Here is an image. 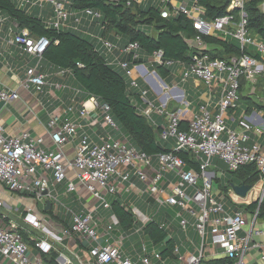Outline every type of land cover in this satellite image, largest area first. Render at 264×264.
<instances>
[{
  "label": "built area",
  "instance_id": "1",
  "mask_svg": "<svg viewBox=\"0 0 264 264\" xmlns=\"http://www.w3.org/2000/svg\"><path fill=\"white\" fill-rule=\"evenodd\" d=\"M16 1L20 7H39L40 13L44 4H49L52 14L44 18L45 26L55 30H79L82 18H88L90 23L100 19L98 13L89 9L72 13L69 0ZM144 1L128 0L127 6L139 5ZM155 1L166 5L170 2ZM246 2L231 0L228 14L211 22L202 19L204 11L197 6L196 0L193 4L191 0H183L172 9L173 14L182 13L192 21L197 36L189 40L188 45L195 53L187 64L165 60L161 50L154 51L150 60L155 66L174 67L171 76L181 83L195 78L206 87L208 98L204 102L199 101L188 118L184 115L187 111L185 107L188 106L185 92L174 81L172 85H167L155 71L150 72L143 67L144 70L140 72V65L131 69L128 63L119 64L129 78V88L138 90L140 102L135 101V105L140 114L155 128L159 141L171 144L169 152L157 155L155 164L150 156L131 146L128 138L121 134L107 104H99L94 96L78 103L76 98L81 94L79 90H72L73 95L63 114L76 111L84 125L69 119L59 124L60 116L51 113L48 123L50 131L45 136L32 137L27 132H20L13 137H4L0 124V256L3 260L8 264H44L43 256L54 250L55 244L60 242V235L78 237L95 264H154V260H161L160 254L155 252L135 260L122 258L124 237L117 236L110 242L103 239L105 235L100 233L99 226L104 221L95 216V207L84 206L74 211L61 200L68 199L70 194L81 195L84 192L92 197L94 203L108 211L110 204L107 198L123 193L138 198L146 195L158 210L178 209L175 219L179 228L186 234L188 226H191L199 239L197 255L187 264H203L208 238L210 246L221 249L230 264H247L245 257L250 251L252 236L262 234L254 229L257 211L249 216L236 209L228 212L224 204L225 195L220 196L212 178L206 176L214 160L224 164L230 172L252 164L259 173V182L264 186V146L259 142L248 145L251 134L258 137L263 135L264 121L255 126L245 114L235 116L242 82L255 89L259 80H262L260 89L264 92V64L243 52L245 48H251L259 56L264 55V42L249 35L246 29ZM233 10L239 12L237 24L230 16ZM169 14L166 9L161 11L163 18ZM71 18L74 19V27H69ZM7 22L6 17L0 16V27ZM218 35H229L236 39L241 54L227 60L211 58L210 45L202 37ZM99 41L107 53L113 52L114 46L109 41L102 37ZM10 43L18 45L24 55L38 60L25 70L20 88L27 91L34 87L38 94H42L48 87L46 93L49 99L59 100L56 91H60L63 86L49 83L48 76L38 70L48 41L45 38L33 39L27 30H22L14 34ZM138 50L137 43L129 42L122 52L131 55L132 61H135L139 59ZM135 71L149 89H140ZM64 73L60 71L58 75L62 78ZM150 91L156 95L154 101L148 97ZM213 97L217 101L214 109L209 110ZM18 99L17 93L0 88V101L6 104ZM169 103L176 105L174 111H167ZM155 116L161 117L163 122L157 123ZM181 123L185 124L183 128ZM228 123L236 125L238 131L229 128ZM84 127L93 131L95 137L79 135ZM99 130H102L101 134ZM46 138L51 147L43 149ZM67 146L73 147L74 154L70 158L65 151ZM180 151L189 153L199 163V169L187 170L186 162L177 155ZM168 174L172 175V180L164 178ZM131 178L142 187L131 182ZM161 183L164 185L160 186ZM12 196L16 197V202L9 203L8 198L11 200ZM240 199L234 194L230 201L232 204L239 201L247 205L252 203L247 198ZM262 199L261 194L254 202L260 204ZM48 203L50 208L44 211ZM19 205L25 207L20 208ZM128 209L140 229L152 219L134 207ZM57 217L68 219L69 225L57 223ZM117 226V219L111 215L106 230L111 232ZM249 226L250 230L246 232ZM243 232L245 236H240ZM23 234L29 236L31 245L25 242ZM55 261L57 264H71L68 260L62 263H58V259ZM255 262L264 264V252Z\"/></svg>",
  "mask_w": 264,
  "mask_h": 264
},
{
  "label": "trees",
  "instance_id": "2",
  "mask_svg": "<svg viewBox=\"0 0 264 264\" xmlns=\"http://www.w3.org/2000/svg\"><path fill=\"white\" fill-rule=\"evenodd\" d=\"M127 1L69 0V8L75 12L89 9L98 13L100 19L95 24L98 22L101 36L104 38L107 34L113 33L120 39L124 38L128 42L137 43L139 59L141 56L150 57L154 51L161 50L163 58L167 61L186 64L191 61L195 50L188 45V41L197 36V31L194 29L191 20L182 13L173 14L169 4L166 7L170 14L167 18H163L161 17V9L156 6L155 2L157 1L155 0H149V2L146 0L142 4L131 6H127ZM146 2L148 3L141 8ZM230 2L231 0H196L197 6L204 11L202 19L207 22L227 15ZM263 4L264 0H247L244 12L249 35L264 42V12L261 11ZM51 13L52 11L49 14ZM0 14L6 17L10 24L16 25L15 29L27 30L33 39L45 38L48 41L39 64L43 63V65H49L60 71L70 73L72 85L81 93L79 99L94 96L99 104H107L110 107L113 121L121 134L128 138L131 146L150 156L153 162H156V157L160 153L170 151L171 144L157 139L155 128L140 114L137 105H135V101L140 102L139 93L130 89L125 77L107 63L89 36L73 29L55 30L47 28L44 16L33 15L27 10V7H20L16 0H0ZM230 16L233 22L237 24L239 12L233 10L230 12ZM219 36L202 37L203 41L211 47L209 51L211 58L227 60L232 56L241 54L242 51L236 39L229 35L221 38ZM243 52L260 60L259 55L253 52L251 48H245ZM128 58L132 60L131 55ZM156 67L163 77L169 73L168 68L166 69L164 66ZM240 98L247 101L248 104L257 103L251 97L241 96ZM257 106L258 108L263 107L260 103ZM184 126L185 124L181 123V128ZM177 155L186 162L187 170L199 169V163L189 153L180 151ZM216 163L219 164V162ZM224 170L236 178V180H231L236 184L252 187L259 182V173L252 164L241 167L236 172H230L226 168ZM218 187L224 188V191L227 189L222 185ZM109 204L111 215L115 216L118 221V231L128 233L135 230V227L139 228L121 196L111 198ZM151 204L154 206L152 200ZM66 205L71 208L70 204ZM244 208L250 214L257 211L256 220L264 222V196L260 204L254 202ZM162 209H164V213H162ZM177 213L176 208H161L156 212V217L146 222L140 229L143 236L153 246H162L160 256L164 258L171 256L176 243L173 237H169L165 225H161L159 221L163 219L166 223L171 222L172 225L175 224L181 230L175 219ZM56 220L60 221L63 226L69 225L66 220L64 221L60 217H57ZM23 237L25 242L31 245L29 236L23 234ZM56 258L57 253L52 251L43 256V262L45 264H57ZM202 263L228 264L230 261L226 258H220L203 260Z\"/></svg>",
  "mask_w": 264,
  "mask_h": 264
},
{
  "label": "crops",
  "instance_id": "3",
  "mask_svg": "<svg viewBox=\"0 0 264 264\" xmlns=\"http://www.w3.org/2000/svg\"><path fill=\"white\" fill-rule=\"evenodd\" d=\"M182 1L183 0H173L171 4L169 3V5L173 9L176 8ZM193 3L194 0H191V4ZM143 7L144 6L142 5L141 8ZM37 9L38 8L36 6L35 7L31 6L30 8H27L29 12L35 11L39 13V15L43 13L41 15H43L45 18L50 17V15L52 14V13L49 14L50 11H52L51 6L49 4H47L46 8L43 7V11L41 13L39 12V9L38 10ZM164 9L167 10V7ZM0 16L2 15L0 14ZM70 22L71 23L69 27H74L72 18L70 19ZM95 23L96 22L90 23L88 18H82V23L78 31L86 36L89 35L92 37V39H94L93 42H95V46L97 50L105 57L107 63L112 68L114 69L116 68L115 70H117V68H120L119 64L124 62L128 63V66L131 69L140 65L141 68H139V71L144 70L143 67L150 72L155 71L157 76L167 85H172V82L174 81L173 83L177 84L185 92L186 95V101L188 103V106L185 107L187 111L184 112L186 118L190 117V112L194 111L193 108H195L198 105L199 101L201 102L206 101V98H208L207 97L208 91L206 87L199 80L195 78H191L186 83H181L179 79L172 78L171 75L173 72H169L166 74V77H163L162 75H160L157 67L151 62L150 57L141 56V58L135 60V62L129 60L128 58L129 55L122 52V49L129 43L124 38L120 39L118 36H115L113 33L107 34L106 37H104V39L106 41H109L114 46L113 52L107 53L106 50L103 48V44L99 41L100 37L102 36L99 30V26ZM67 29L72 30V28H67ZM21 31L22 30L15 29L9 22H7L3 27H0V88L5 89L8 92H15L19 95L18 100H14L6 103L0 111V124L3 128V136L13 137L18 135L20 132H27L32 137H39V136L43 137L50 131L48 123H49V114L51 113H55L56 115L60 116L59 124L62 123L65 119H69L74 123L78 121L82 125H84V122L78 119L76 111L68 115L63 114V110L67 107L73 95L72 90L75 89L74 86L72 85V76L67 71H65L64 76L61 78L58 75L60 73V70L53 68L49 65H43V63L39 65L38 70L48 76L47 81L49 83L63 86V88L60 91L58 92L56 91V95L59 98V100L57 101L49 99L46 93L49 90L48 87L45 88V93L42 94H38L35 91L34 87H30L27 91L20 88V83L24 79L25 70L28 67L33 66L38 61L33 57H28L24 55L21 52V49L18 47V45L10 43V41L14 37V34L20 33ZM220 37H222V35H220ZM259 57L261 62L264 64V55ZM135 75L137 76V82L140 89L141 90L147 89L148 86L142 80L140 74H138L135 71ZM127 79H128L127 83L129 85V78L127 77ZM261 82L262 80H259L256 87H254L255 89L247 85L245 82H242L240 97L241 96L251 97L252 100L257 103L248 104L247 101H243L240 98L241 101L239 102L238 109L235 112L236 117L242 113L245 114V116H247L255 126H259L261 122L264 121V92H262L260 89ZM181 86H183V88ZM75 90H79V89H75ZM135 91L138 92V90ZM155 96L156 95L151 93V91L148 94V97L153 101L156 99ZM82 100L84 99L76 98V101L78 103L81 102ZM216 101L217 98L213 97L209 103V107H208L209 110L214 109V105ZM259 103L262 104L263 107L261 106V108H258L257 105ZM157 104H159L158 101ZM175 107L176 105H174L173 103H169L166 109L167 111H174ZM155 117L154 120L157 123L161 124L163 122V119L161 117H157V116ZM227 125L229 128L231 129L235 128L236 131H238L236 125L230 123H228ZM99 131H100L99 133L101 134L102 130ZM92 132L93 131H91L88 127H84L79 131V135L88 134L94 138L95 135ZM250 138L251 139L248 145H250L252 142H259L264 146V133L262 136L259 137L251 134ZM50 147H51V143L49 139L46 138L45 145H43L42 148L48 149ZM65 151L69 158L72 157L74 154L72 146H67L65 148ZM216 162L219 161L217 160L213 161L212 167H210L207 170L206 176L212 178L214 188L216 191H220L221 193L220 196L225 195L226 199L224 203H227L226 204L227 207L225 206L226 210L228 212H231L235 209L241 210L245 214H248L249 216L250 213L246 211L244 208L245 206H247V204H245L242 201L232 204V202L230 201V198L232 199L233 195L235 194L232 189V186H240L239 184H236L231 181L234 179L236 180V178L233 177L231 173L225 172L224 169L225 168L227 169V167L224 164H222L221 162H219L218 164ZM153 164H155V162ZM164 177L168 180L173 179L171 174L164 175ZM130 181L135 182L140 188L142 187L140 184L136 182L134 178H131ZM219 185L227 187L226 191L223 190L224 188L220 189L218 187ZM263 188L264 186L261 182L254 184L251 190L246 194L245 198L249 199L250 201H252V203H254V199H257L263 193ZM145 196L146 195H144L143 197ZM111 198L113 197H109L107 198V200L109 201ZM69 199H70L69 201L70 206L74 211L80 210L84 206L86 207L93 206L96 208L95 216L104 221L103 225L100 224L99 226L100 233L105 235L103 239H106L108 242H110L112 241L113 238L117 236L122 235L124 237L123 245L121 247L122 258L128 257L131 258L132 260H135L139 257L144 256L145 254L152 255L154 252L160 254L162 246H153L151 242L143 236L142 231H140V228L138 227H135V230L128 233H123L121 231H118L117 228L112 230L111 232H108V230H106L107 228L106 226L109 224V219L111 217L110 211L103 210L98 203H94V200L88 193L81 192V195L70 194L68 196V200ZM121 199L127 205L128 208L134 207L137 209V206L139 205L145 210L144 213L141 212L142 214L146 216H150L152 218L156 217L155 208L153 207V204H151V200L149 199L148 196L146 197L145 200H143L142 197L138 198L133 194L131 195V194L123 193L121 195ZM66 221L69 223L68 219H66ZM56 222L62 224L58 220ZM159 222H161V225H165L164 227H166V229L168 230L169 237H173L176 244L174 247V251L172 252L170 257L164 258L161 256V260L160 261L154 260V264H187L194 256L197 255V249L199 247V239L194 229L191 226H189L191 228L189 235L188 234L182 235L179 230L176 233V235H172L171 222L166 223L163 221V219H160ZM257 223L264 224V222L256 220L255 225ZM173 225L177 227L175 224ZM249 230L250 228L249 229L247 228L246 232H249ZM240 236H245V233L244 232L241 233ZM254 237L260 238V240L259 239L254 240L253 239ZM59 238H60V242L55 244V248L53 250L55 253H57L56 259H58V263H62L64 262V260H68L70 261L71 264H95L94 261L88 256L87 249L84 247L82 242H80L78 237L76 236L62 237L60 235ZM207 245H208V249L204 258L205 261L225 258L222 255L221 249H214L210 246L209 238L207 240ZM255 245L258 247L255 248L254 247ZM249 246H250V250L252 251V254L246 255L247 257V259L245 257L246 263L259 264L255 261L259 257L260 253L264 252V233L262 232L261 235H253ZM35 252L36 251H32V253ZM0 264H8V263L5 260H3L0 256Z\"/></svg>",
  "mask_w": 264,
  "mask_h": 264
},
{
  "label": "rangeland",
  "instance_id": "4",
  "mask_svg": "<svg viewBox=\"0 0 264 264\" xmlns=\"http://www.w3.org/2000/svg\"><path fill=\"white\" fill-rule=\"evenodd\" d=\"M149 1V0H148ZM173 0H170V4H171V2H172ZM147 3V2H146ZM146 3H144L143 4V6H145L146 5ZM155 4H156V6L157 7H159V9H164V8H166V4H160V3H158V2H155ZM46 6H47V3H45L44 4V8H46ZM38 9H39V12H40V8L39 7H37ZM37 9V10H38ZM68 9V8H67ZM261 11L262 12H264V4L261 6ZM30 13H32L33 15H39V13H37V12H33V11H31ZM72 13H73V11H72ZM43 16V15H42ZM71 22H70V20H69V22H68V24H70ZM87 36H89V35H87ZM89 38L91 39V40H94V39H92V37L91 36H89ZM116 69V68H115ZM169 69V72H174L175 71V68L174 67H170V68H168ZM117 72H119V73H121L124 77H125V80L128 82V79H127V77H126V74H125V72L123 71V70H121L120 68H117ZM182 88H183V86H181ZM255 99V98H254ZM154 163V162H153ZM165 178V177H164ZM166 179V178H165ZM164 185V183H161L160 184V186H163ZM146 197L147 196H145V197H142V199L143 200H145L146 199ZM9 200H8V202L9 203H14V202H16V197H14V196H12L11 197V200H10V198H8ZM61 200L63 201V203H65V204H70V199H69V201H66L67 199H62L61 198ZM224 204H227V203H224ZM20 206V205H19ZM226 207H227V205H225ZM25 206L23 205V207H21L20 206V208H24ZM154 208H155V211L157 212L158 211V209L155 207V206H153ZM225 207V208H226ZM39 209L41 208V206L40 207H38ZM137 209L139 210V212H142V213H144L145 212V210L141 207V206H137ZM164 209H162V213H164V211H163ZM170 211H173V210H170ZM175 211V210H174ZM177 211H178V209H177ZM188 221L189 222H192L191 220H190V218H188ZM170 223V222H169ZM264 224H261V223H257L256 225H255V230H260V231H262L263 233H264V226H263ZM250 227H248V229H249ZM256 228H258V229H256ZM178 228L177 227H175L174 225H172L171 224V233H172V235H176V233L178 232ZM190 230H191V228L188 226V228H187V232H186V234H188L189 235V232H190ZM180 232H181V234L182 235H185V233L182 231V230H179ZM254 240H260V238H256V237H254L253 238ZM250 254H252V251L250 250L249 252H248V255H250ZM256 257H257V255H256ZM246 259H247V257H246ZM258 259V258H257Z\"/></svg>",
  "mask_w": 264,
  "mask_h": 264
},
{
  "label": "water",
  "instance_id": "5",
  "mask_svg": "<svg viewBox=\"0 0 264 264\" xmlns=\"http://www.w3.org/2000/svg\"><path fill=\"white\" fill-rule=\"evenodd\" d=\"M4 105H5V102L0 101V111L4 107ZM251 188L252 187L248 185L232 186L234 193L241 198H245L246 194L251 190ZM262 196H264V189H263ZM49 208H50V204L48 203L46 207L44 208V211L49 210Z\"/></svg>",
  "mask_w": 264,
  "mask_h": 264
}]
</instances>
